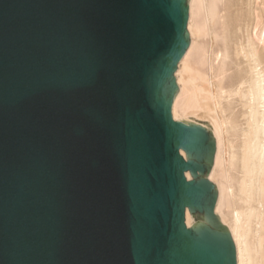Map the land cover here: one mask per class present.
Returning <instances> with one entry per match:
<instances>
[{"label":"water","instance_id":"95a60500","mask_svg":"<svg viewBox=\"0 0 264 264\" xmlns=\"http://www.w3.org/2000/svg\"><path fill=\"white\" fill-rule=\"evenodd\" d=\"M189 2L0 0V264H236L172 114Z\"/></svg>","mask_w":264,"mask_h":264},{"label":"bare ground","instance_id":"6f19581e","mask_svg":"<svg viewBox=\"0 0 264 264\" xmlns=\"http://www.w3.org/2000/svg\"><path fill=\"white\" fill-rule=\"evenodd\" d=\"M187 31L173 118L212 126L214 211L229 229L236 264H264V0H190ZM194 219L187 209L189 228Z\"/></svg>","mask_w":264,"mask_h":264}]
</instances>
